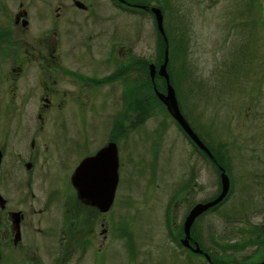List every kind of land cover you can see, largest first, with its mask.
Segmentation results:
<instances>
[{"label":"flooded vegetation","instance_id":"obj_1","mask_svg":"<svg viewBox=\"0 0 264 264\" xmlns=\"http://www.w3.org/2000/svg\"><path fill=\"white\" fill-rule=\"evenodd\" d=\"M68 1L56 2L48 15H35L37 23L43 24L47 18L49 28L37 34L36 27L35 36L28 43L24 35L29 32L32 16L23 8V0L12 18H0V264H69L75 256L89 263L92 260L95 264H114L119 257L117 249L111 250L112 245L122 248V243L127 247L133 241L129 243V238L120 233L117 193L122 179L121 142L125 141L133 153L135 144L141 145L128 139L137 130L132 122L135 120L125 121L126 129L121 120L129 110L137 120L139 115L134 110L139 81L135 42L126 49L120 42L122 33H127L123 28H130L136 41L137 25L116 14L95 16L90 13L89 0ZM107 1L119 10L123 7L130 13L139 11L154 16L151 4ZM262 96L263 85H253L251 98L260 100ZM259 100L251 106H258L257 114L248 108L246 117L251 116V122L257 126V137L255 134L250 139L247 148V140L242 138L245 143L241 150L249 149L242 168L224 166L223 158L212 152V158L208 157L212 169L220 175L223 169L229 183L230 178L234 182L240 176L248 198L258 193L257 212L247 210L242 228L244 250L252 244L257 246L253 255H246L253 260L249 264H264V104H259ZM165 112L168 117L161 132L165 131L164 124L171 123L186 136ZM152 114L139 115L146 120L141 123L148 122ZM236 134L240 136L239 132ZM111 143L117 149L118 184L111 206L103 212L79 198L72 177L83 161L95 157ZM96 172L88 173L86 179L96 177ZM230 190L231 187L219 205L195 219L188 245L182 243L187 215L195 205L212 200L191 204L180 224L173 222L178 238L172 244L177 255L184 258V264H234L221 260L224 257L218 254L216 241H209V248H205L202 237L192 231L201 218L214 214L224 204ZM165 195L175 219L176 211L186 200H182V192ZM112 214L116 215L115 223L110 219ZM251 214L260 217L258 224ZM158 220L159 216L156 226L160 224ZM108 229L111 234L106 236ZM95 231L94 240L90 234ZM253 237L258 238V245ZM111 238L113 242L109 241ZM211 243L216 249H211ZM257 256L260 260L256 262Z\"/></svg>","mask_w":264,"mask_h":264},{"label":"rangeland","instance_id":"obj_2","mask_svg":"<svg viewBox=\"0 0 264 264\" xmlns=\"http://www.w3.org/2000/svg\"><path fill=\"white\" fill-rule=\"evenodd\" d=\"M19 1L0 0V18H12ZM58 1L69 3L68 0H23V8L32 16L29 18L32 21L29 32L24 35L25 43L35 36L36 27L37 34L49 28L47 18L41 24L42 22L37 23L35 15H48ZM128 1L134 4H140V1L145 5L151 4L150 11L153 8L161 10L163 31L168 44L167 73L169 79H172L170 84L175 88L178 103L181 99L184 108V112L181 110L182 114L187 115L189 123L196 128L192 126V131L213 153L217 148L211 144L216 146L227 142L228 134L232 142L231 148L225 147V157L222 153H215L214 156L223 158L224 166L230 164L234 169H241L249 149L236 152V147L244 146L245 141L242 138L247 140L245 147H250L249 141L257 133V126L251 122L252 117H246L248 108L257 97L254 100L251 98L252 86L260 84L264 89V0ZM99 3L104 6H99ZM87 4L91 5L90 13L95 16L116 14L119 18H125L137 25L136 41L130 28H123L127 33H122V38L119 37L123 40L120 42L124 49L128 48L129 43L135 42L134 56H137L139 81L146 80L144 72L146 70L148 74L149 65L159 70L158 58L162 59V64L166 45L154 16L139 11L130 13L123 7L119 10L107 0H89ZM161 41L164 48L161 47ZM159 54L162 55L161 58ZM146 62L149 64L147 69L144 68ZM114 81L118 83L117 79ZM138 83L137 91L140 89L145 93L138 94L134 110L137 115L146 113L143 104L146 100L153 114L143 124L141 122L146 120L139 115L137 120L136 114L131 115L132 110L121 117L125 129V121L128 123L132 120L130 118L135 120L132 122L138 126L137 130L128 139L141 145L135 144V155L124 144L125 141L121 142L120 159L123 165L117 193L121 209L118 224L122 227L120 233L129 238V243L133 241L127 247L122 243V248L118 247L119 244L112 245L111 250L116 252L117 249L119 257L114 264H184V258L177 255L172 244V240L178 238L175 224H180V218L191 204L207 202L218 196L221 191L220 173L215 172L210 162L195 151L189 142L191 139L186 138L171 123L164 124L165 131L161 132L164 130V120L168 117L161 109L165 107L155 92L153 95ZM152 84L158 93H166V87H162L161 81H158L161 90L156 88L155 79ZM260 100L259 104H264V96ZM250 110L254 115L260 111L256 105ZM236 132H239V137ZM133 155L136 157H132ZM251 157L255 155L251 154ZM130 158L133 159L132 162L129 161ZM230 187L229 198L224 204L214 214L201 218L193 230L202 237L205 248H209V241H216L218 254L223 257H233V253L253 255L257 246L252 244L253 247L244 250L240 230L243 228L247 210L253 209L254 213L257 212L260 201L257 198L258 193L254 198H248L240 176L234 182L230 178ZM176 192H182V200L186 202L176 211L175 219H172L174 209L167 202L165 193L175 195ZM158 216L160 224L156 226ZM249 216L255 218V224L259 223L258 215ZM110 219L115 223L116 215L112 214ZM110 234L108 229L106 236ZM90 238H97L96 231L90 234ZM113 239L109 241L113 242ZM253 240L258 245V238L253 237ZM215 247L211 243V249H216ZM242 256L235 255L237 262L232 263L249 264L242 260ZM76 257L78 256L73 257L69 264H95L92 260L89 263L85 258ZM221 260L229 261L225 258ZM258 260L259 256L256 262Z\"/></svg>","mask_w":264,"mask_h":264},{"label":"water","instance_id":"obj_3","mask_svg":"<svg viewBox=\"0 0 264 264\" xmlns=\"http://www.w3.org/2000/svg\"><path fill=\"white\" fill-rule=\"evenodd\" d=\"M151 11L154 14L158 31L163 36L164 43L166 45L163 63L160 65L159 70L157 71V75L163 78L165 81L166 93H158L154 87L153 90L155 95L163 104L167 113L175 120L178 126L191 139L196 147L204 151L209 156V158H212L208 148L192 131L191 127L180 113L176 94L170 84L169 75L167 73L168 44L162 26L163 17L161 10L153 8ZM155 74V67L153 65H149L148 75L152 82L154 81ZM118 168L119 163L117 149L112 143L108 144V146L102 149L95 157L83 161L72 177V184L77 189L79 198L82 200H87L91 206L106 212L113 202L115 190L118 184ZM95 170L97 171V176L94 178L89 177V180H87L86 176L88 173H91ZM220 184L221 191L214 200L208 203H200L195 205L187 215L183 226V231L185 234V240L183 241L184 245H188L186 239H188L190 236V230L195 219L208 209L219 205L226 198L229 192L230 183L223 169L221 170ZM86 185L90 187L89 191H87Z\"/></svg>","mask_w":264,"mask_h":264},{"label":"trees","instance_id":"obj_4","mask_svg":"<svg viewBox=\"0 0 264 264\" xmlns=\"http://www.w3.org/2000/svg\"><path fill=\"white\" fill-rule=\"evenodd\" d=\"M162 40V39H161ZM161 47L162 48H164V45H163V41H161ZM159 56H160V58H161V56L162 55H160L159 54ZM159 60H160V62H159ZM162 59H159L158 58V64H157V67L161 64V61ZM147 62L146 63H144V68L145 69H147ZM168 67H169V63H168ZM145 78H146V80H140V81H138L140 84H141V87L143 88V89H148L149 91H150V93L152 92V94H153V88H154V86H153V84H152V82H151V80H150V78L147 76L148 74H147V71L145 70ZM171 78V77H170ZM155 86H156V88L157 89H159V90H161L160 89V87L158 86V81H161V84H162V87H166V85H165V81H164V79L163 78H161V77H159L158 75H155ZM170 82H172V79H170ZM138 83V84H139ZM174 87V86H173ZM163 88V89H164ZM162 89V90H163ZM152 90V91H151ZM174 90H175V88H174ZM164 91V90H163ZM139 92H141V93H139ZM145 92H143V91H141L140 89L137 91V94H139V95H141V94H144ZM175 93H176V91H175ZM154 95V94H153ZM138 96V95H137ZM249 96V95H248ZM147 99V98H146ZM257 100L259 99V97L258 98H256ZM255 99V100H256ZM148 100V99H147ZM146 100L143 102V104L145 105V112L146 113H143V114H146L147 115V117L150 115V113H151V107H149L148 108V106H147V104H146ZM179 103H180V105H179V108H181L180 109V111L181 110H183V112H184V108L182 107V103H181V99L179 100ZM148 108V109H147ZM161 109L165 112V109L163 108V107H161ZM182 112V113H183ZM153 113V112H152ZM185 117H187V115L186 114H183ZM187 119H188V117H187ZM190 121H188V124L190 125V127H191V129L192 130H194V126H193V124L192 123H189ZM194 128H193V127ZM196 129V128H195ZM226 133V132H225ZM227 134V133H226ZM186 137V136H185ZM186 138H188V137H186ZM189 139V138H188ZM200 139V138H199ZM201 140V139H200ZM202 141V140H201ZM191 144H192V147L195 149V151L197 152H201L202 154V156L208 161V157L201 151V150H199L192 142H191V140L189 141ZM203 142V141H202ZM204 143V142H203ZM204 145H205V143H204ZM213 147H215V148H217L216 150H214V153H213V150L207 145L206 147L208 148V150L210 151V153L212 152V154L214 155L215 153L216 154H220V153H222V155L225 157V151H226V148H228V147H230L231 148V146H232V142H231V138H229V135L227 134V142H221V143H219V144H216V146H214V144H211ZM226 147V148H225ZM225 148V149H224ZM237 149H241L242 147H236ZM209 162V161H208ZM192 231H193V229H192Z\"/></svg>","mask_w":264,"mask_h":264},{"label":"bare ground","instance_id":"obj_5","mask_svg":"<svg viewBox=\"0 0 264 264\" xmlns=\"http://www.w3.org/2000/svg\"><path fill=\"white\" fill-rule=\"evenodd\" d=\"M162 104V103H161ZM180 113H181V115L184 117V115L182 114V112L180 111ZM184 119L187 121V123H188V120H187V118H185L184 117ZM190 126V125H189ZM86 188H87V191H89L90 190V187L89 186H87L86 185ZM232 222V221H231ZM240 231H242V229L240 230ZM189 240H191V236H189V238L188 239H186V241H187V243L189 242ZM231 250H233V248H231ZM233 255L235 256V255H239V256H242L241 254H239V253H233ZM234 256L233 257H231V256H229V257H224L226 260H229V262H233V261H235V262H237V260H235L234 259ZM242 260L243 261H248V263H252L253 262V260L252 259H247V256H242ZM234 264H236V263H234Z\"/></svg>","mask_w":264,"mask_h":264}]
</instances>
